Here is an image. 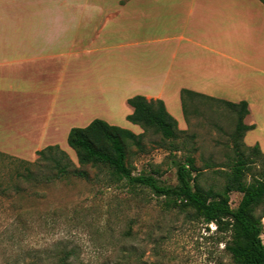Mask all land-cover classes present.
Here are the masks:
<instances>
[{"label": "crops", "instance_id": "1", "mask_svg": "<svg viewBox=\"0 0 264 264\" xmlns=\"http://www.w3.org/2000/svg\"><path fill=\"white\" fill-rule=\"evenodd\" d=\"M79 1L89 0H0L1 153L31 161L46 146L63 149L71 128L135 95L160 99L167 111L182 112V90L264 111L259 0H155L163 3L148 8L142 42L124 5L106 40V15L89 24Z\"/></svg>", "mask_w": 264, "mask_h": 264}, {"label": "rangeland", "instance_id": "2", "mask_svg": "<svg viewBox=\"0 0 264 264\" xmlns=\"http://www.w3.org/2000/svg\"><path fill=\"white\" fill-rule=\"evenodd\" d=\"M154 3L163 2L79 1L87 6L77 12L97 26H101L106 15L108 20L105 19L101 36L108 40V36H116L113 30L124 21L116 14L120 10L116 8L124 5L127 23L139 28L138 40L142 42L152 15L148 8ZM140 49L141 46L136 51ZM128 106L116 102L111 111L100 114L98 119L133 133L142 132L125 119ZM193 106L196 110L188 107L185 117L179 106L168 110L177 120L178 129L191 136L189 146L171 152L159 135L146 134L143 151L131 146L128 150L127 162L133 175H151L161 184L173 186V161L190 155L200 170L199 185L222 188L224 177L217 170H226L233 157L229 134L234 128V117L220 103L204 98H195ZM250 121L255 127L246 133L244 143H258L264 153V111L252 110L245 118L246 123ZM62 150L78 167L67 143ZM6 164L0 157V175L13 172L9 165L4 167ZM251 168L256 173L260 166ZM84 170L85 178L69 177L35 186L23 182L18 184V194L11 190L7 197L0 196V264H14L18 257L33 252L46 259L41 264H50L63 249L74 252L76 264H232L224 248L229 233L216 232L214 224L205 225L190 209H165L162 199L147 188L129 187L95 168ZM240 198L239 193H231L230 207L235 208Z\"/></svg>", "mask_w": 264, "mask_h": 264}, {"label": "trees", "instance_id": "3", "mask_svg": "<svg viewBox=\"0 0 264 264\" xmlns=\"http://www.w3.org/2000/svg\"><path fill=\"white\" fill-rule=\"evenodd\" d=\"M264 8V0H259ZM204 98L220 103L234 117V128L229 134L232 160L226 170H217L224 177L221 189L204 188L199 185L200 170L192 156L187 155L182 161L174 160L176 184L164 185L151 175H133L129 166V147L143 151V138L152 133L160 136L171 152L189 146L191 136L179 130L176 119L168 113L162 100L146 99L141 95L128 98L126 103L132 112L125 119L137 125L142 132L135 134L130 130L108 124L101 119H93L82 128L73 127L66 138L68 147L74 152L78 167L58 146L50 145L36 151L33 162L17 159L0 152L6 165L13 172L0 175V196L7 197L8 192L18 194V184H49L69 177L85 178V167L105 171L110 178L123 182L129 187H143L161 198L165 209H190L194 216L205 225L214 224L218 233H229L225 251L230 255L232 264H264V153L258 144L247 146L244 136L254 129V125L244 123L248 115L245 101L232 103L216 98L182 90L180 94L182 115L185 117L188 107L193 106L195 98ZM259 164L260 169L252 172V165ZM20 168V169H19ZM223 171V172H221ZM241 195L235 208L230 207V195ZM37 253L18 257L14 264H41ZM50 264H76V257L71 250H60L53 256Z\"/></svg>", "mask_w": 264, "mask_h": 264}, {"label": "built area", "instance_id": "4", "mask_svg": "<svg viewBox=\"0 0 264 264\" xmlns=\"http://www.w3.org/2000/svg\"><path fill=\"white\" fill-rule=\"evenodd\" d=\"M262 222L264 223V218L262 219ZM261 238H262V242L264 243V233L262 234Z\"/></svg>", "mask_w": 264, "mask_h": 264}]
</instances>
